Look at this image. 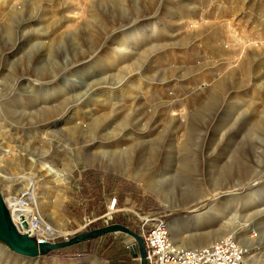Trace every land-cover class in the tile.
<instances>
[{
    "label": "rangeland",
    "instance_id": "rangeland-1",
    "mask_svg": "<svg viewBox=\"0 0 264 264\" xmlns=\"http://www.w3.org/2000/svg\"><path fill=\"white\" fill-rule=\"evenodd\" d=\"M100 23L125 28L109 32L104 40L106 35L88 41L102 28ZM136 24L143 27L141 40L128 47L130 54L115 56L106 69L116 85L98 89L101 102L92 107L84 103L86 110L79 111L70 125L52 121L60 107L36 112L35 106L9 93V82L26 85L35 80L31 72L38 68L37 56L27 61L29 45L41 40L54 48L65 36H75L76 57L69 52L50 55L52 76L63 75L58 83L69 84L72 77L66 66L79 55H102L103 47L113 38H127ZM16 31L43 33L47 38L35 37L21 52L6 55L3 44L16 39ZM50 116L54 117L48 121ZM0 119V153L7 150L0 168L8 178L0 181V190L5 199L30 187L20 177L37 180L43 226L60 231L50 243L86 233L93 225L119 224L138 235L140 218L149 215L167 221L173 237L186 244L199 232L193 224L186 229L181 216L204 212L213 205V197L184 208H167L158 190L166 191L173 207L190 192L217 181L241 189L226 213L232 225L223 231L228 236L241 232L248 239L255 235L248 254L264 261V167L258 174L248 153L264 151L260 125L264 124V0H0ZM110 131L120 137L104 142ZM88 143L101 147L87 152ZM135 144L137 149L152 150L154 160L148 167L155 170V179H164L157 191L149 186L151 175L111 169L105 153ZM44 151L47 154L40 157ZM29 157L36 158L38 166L46 163L67 173L66 177L46 184L48 170L31 167ZM249 171V177L259 179L237 178ZM12 184L17 186L11 189ZM251 196L253 208L248 210L244 203ZM204 223L206 230L220 228V221L211 215ZM132 239L116 232L35 258L15 254L0 242V264H120L131 253Z\"/></svg>",
    "mask_w": 264,
    "mask_h": 264
},
{
    "label": "bare ground",
    "instance_id": "bare-ground-1",
    "mask_svg": "<svg viewBox=\"0 0 264 264\" xmlns=\"http://www.w3.org/2000/svg\"><path fill=\"white\" fill-rule=\"evenodd\" d=\"M27 19H30L31 22L36 21L35 18L33 19V18L28 17ZM16 20H15L16 26H14V27L16 29H18V28H20V21L23 20V17L20 18L19 22H18V20L17 21ZM96 21L97 20H94V22H96ZM102 25L103 24H101V27H102ZM123 28H125L124 24H117L116 26L110 25V26L102 27L97 32L96 36L93 35L94 37L91 38V40L88 39V41H92V40L96 41L97 39L100 41V39L103 38V35H106L102 39V40H104L107 38L109 32L119 30V29L122 31ZM142 29H143V27L139 26V24H136L129 31V36L127 38H119V37L113 38L110 41L109 45H107L101 49L100 52L102 55H95L93 57H90V56L81 57L79 55L77 58H75L73 60L72 63H70L69 66H66L65 71H67L68 73L71 72L72 79L70 80L69 84H63V85L60 82L58 83L59 79H61V77H64L63 75H58V76L54 77L51 74V69L53 66H52L51 61H50V55L55 54L58 56H62V55L66 56V54H68V52H69V53H74L73 56L76 57L78 49L76 48V44H75L74 39H73V37H75V36H73V37L65 36L64 42L57 45L54 48H53V46H50V44L48 45L47 42H44L41 40L38 42L34 41L35 43L29 45V47H28L30 49H28V52L26 53V59L28 62H31V61H33V58L37 56L36 61L35 60L34 61L36 62L38 68L33 69V71L31 69V71H32L31 74H32V76L35 77V80H33L32 82L29 81L30 83H28V84L26 83V85L19 84L17 81L16 82H9L8 88L11 89L9 91V93H12V92L14 94L16 93V95H17L16 98L21 97V98H23V100L25 99L28 104H32L33 106H35L36 112H38L39 110L40 111H53L56 107H60L59 113L56 114L58 117L53 119L54 116H50L47 120L49 121V119L52 118L53 119L52 121L54 123H56L57 126L65 125V124L70 125L72 123V121H71L72 119L76 120L78 118L79 111H85L86 110L87 107H86V105L83 106L84 103H87V104H89L90 107H92L95 104L101 102L100 98L97 97L98 89H100V88H111L112 86L116 85V84L115 85L113 84V80L111 78L112 76H110L111 80H109V76L106 75V72H108V71H106V69H108L109 67L112 66L113 63L110 61L115 56H117V55L125 56V55H128L131 53V51L128 49V47L130 45L136 44L138 39L141 40L142 37H140V36L143 33ZM146 29L147 28H145L144 30L146 31ZM15 33L17 34L16 39H14V40L8 39V42H5L3 44V50L2 51L4 53H6V55H8V54L13 55L20 50H24V46L30 44L31 41L35 37H41L44 40H45V38H47L46 34H43V33L39 34L37 32L16 31ZM93 46H95V44ZM110 48L112 50H109ZM93 51H94V49H93ZM93 51L91 52V54L93 53ZM105 55L107 56V58H104ZM84 64H89V66L84 67ZM28 72H30V71L28 70ZM132 72H134V70ZM41 81H43V82H41ZM159 81H161V80H159ZM71 82H73V83H71ZM119 84L120 83L118 82L117 85H119ZM78 89H80V90L82 89L83 92L82 91L77 92ZM56 91H57V93H56ZM21 98H19V99H21ZM217 119H218V117H217ZM2 125H3V121L0 119V127ZM46 125H47V123H45L42 127L44 128V127H46ZM108 125H110V124H108ZM260 125L264 126L263 123H261ZM233 129H234V127H233ZM232 131H234V130H232ZM232 131H231V133H232ZM262 132L264 134V129ZM217 134H218V132H217ZM126 135H127V133H126ZM128 135L130 136V134H128ZM226 136H228V134H226ZM119 137H120V133L110 131L108 133V137L105 139L104 142H114ZM221 139H222V141H224L223 138H221ZM210 140L213 141L212 139H210ZM217 140H218V138H217ZM117 144H119V143H117ZM166 144H167V142H166ZM1 145L2 144L0 143V146ZM99 145L100 144L95 145L93 143L92 144H89V143L86 144V146H88L87 152H90L93 150L95 151L96 149L101 147ZM21 150L23 152L26 151V149H21ZM222 150H223V148H222ZM224 151H226V150H224ZM1 152L3 154L0 153V164L3 163V157L6 156L5 154H6L7 150H2ZM219 152H220V150H219ZM8 153H9V151H8ZM248 153H249V157H250L251 162H253L255 164V166L259 169L258 174L261 173V169H263V167H264V151L259 152L258 149H249ZM46 154H47V152L44 151L40 154V157H43ZM2 155H3V157H2ZM105 155L106 156L109 155L108 159L110 162L111 169H114L116 171L118 169L119 172L123 171L124 173H128V172L132 173L133 172L134 176L151 175L152 178L148 182L149 186L156 191L158 189H160L159 186L162 184V181L164 179H155V178H157V174H156L155 170H153V169L150 170V168L148 167L150 164H152V162L154 160V156H153L151 148L150 149H142V148L137 149V145L135 144V145H132L130 147H123L122 149H119V150L118 149L113 150L112 152L105 153ZM222 160H223V158H222ZM29 162H30L31 167L37 166V168H40L39 170H41L43 172H44V170H46V171L48 170L47 175L50 178H47L49 180L48 181L45 180V183L48 185L50 184V186L57 184L58 181L63 180L67 175V173H64L63 171L55 168L52 165L46 164V163L43 165H40V166L36 165V162H37L36 158L29 157ZM156 162H158V161H156ZM240 165H242V164H240ZM244 165L246 166V164H244ZM157 166H160V165H158V163H157ZM250 169L254 173L255 167L254 168L252 167ZM157 170H158V167H156V171ZM244 171H245V169H244ZM250 174H251V171H249L247 174L244 173L240 177H237V178L238 179H259V178L249 177ZM262 174H260V175H262ZM44 176H43V180L45 178ZM129 176H130V174H129ZM232 176H234V175H232ZM233 178H236V177L234 176ZM6 179H8V178L4 175L3 170L0 168V181H4ZM19 179L28 182L30 187L27 189H29L31 191L33 198H34V201H35V204L37 206V209H39V206H38L39 204L37 203V200H36V190L39 189V187L37 186V180H34L33 178L28 177V176L20 177ZM11 181H10V183H12ZM16 186H17L16 184H14V185L12 184L11 189H13ZM24 189L25 188L19 189V190L16 189V190H17V192H20ZM240 190L241 189L238 188L236 185H228V184L227 185H220L217 181H212L208 185H205L203 187V189H196V190L190 192V194L185 199L181 200L180 202H177L176 204H174L173 207L171 205L169 206V203L171 204L172 200L170 197H168L166 191L164 190V192L166 193L165 194L164 192H161L160 190H158L159 195L162 196L165 205L168 204L166 206L167 208H184V207H188L190 205H193L195 203H200V202L206 201V200L210 199L211 197H213V205H211L209 208H207L204 212L194 213V214H191L189 216H181V220H183V222H180V223L182 225H184V227L186 229H187L188 225L193 224L196 227L202 221L203 222L200 225L204 224L205 219L208 217V215H211L213 219L220 221V224H219L220 228L218 230H213V228H212V230L211 229H208V230L202 229V230H200L201 232H199V234L190 235L188 237V243H186V244L181 243L179 241V238L173 237V233H171V226L168 223V227L170 229V240L174 244L182 245V246H185L187 248H199V247L211 244L212 242L210 243V240L212 241L213 239L216 240L219 238L227 237L228 233H226V231H223V230L230 228L232 223H231V220L227 217L226 213L231 212V207L235 203L234 202L235 198H236L235 196L237 195V193ZM258 191H259V189H258ZM0 194L2 195L3 202H4L5 207H6V203H9L13 196H10L9 194H7L8 197H6L4 199V195H5L4 192H2L0 190ZM230 197L232 198V205H230L231 204L230 203ZM252 201H253L252 196L249 197L247 200H245L244 205L246 208H248V210H251L253 208V206L251 205ZM224 205H227V208L223 210L222 207ZM235 208H236V206H235ZM252 213L254 214V212H252ZM252 213H248V214H250V216H251ZM255 213H257V212H255ZM39 215H40V219H41L42 224H44L43 219H42V215L41 214H39ZM52 215H54V214H52ZM249 217H247V218H249ZM10 219H11L12 223L16 224L17 220H18V216L14 215L12 218L10 217ZM200 225H199V227H200ZM179 228H182V226H180ZM44 232H45V238H38L39 240L43 239V241H44L47 237H54V236H57L60 234V231L54 229L53 227L47 228V229L44 228ZM186 233H187V231H186ZM229 236L234 238L245 249H250L252 247V238L254 236H252V238L250 237L248 239V238L244 237V235L241 232L238 233V235H236V236H234V235H229ZM194 241H199V242L202 241V242H200L199 245H195L193 243ZM203 241L205 242V244H203L204 243Z\"/></svg>",
    "mask_w": 264,
    "mask_h": 264
},
{
    "label": "built area",
    "instance_id": "built-area-1",
    "mask_svg": "<svg viewBox=\"0 0 264 264\" xmlns=\"http://www.w3.org/2000/svg\"><path fill=\"white\" fill-rule=\"evenodd\" d=\"M6 209L11 218L18 216L17 223H12L18 233L36 240L45 238L39 209L29 189L14 195L6 203ZM138 236L144 243L146 264H264L263 260L250 257L248 251L251 249H245L231 236L199 248L174 244L170 240L168 222L149 215L140 218ZM53 240L54 237H47L44 241L50 243ZM136 245L132 239L128 249L134 252Z\"/></svg>",
    "mask_w": 264,
    "mask_h": 264
},
{
    "label": "water",
    "instance_id": "water-1",
    "mask_svg": "<svg viewBox=\"0 0 264 264\" xmlns=\"http://www.w3.org/2000/svg\"><path fill=\"white\" fill-rule=\"evenodd\" d=\"M207 228V224L204 223L200 225V227L196 226L194 230L201 232L200 230ZM116 232L125 233L136 241L137 250L133 252V257L139 260L140 264H146L145 247L142 239L137 234L121 225L115 224L106 226L102 229L78 234L69 240H65L59 243H48L43 240H36L35 238L30 237L26 234H20L13 226L9 213L0 194V242L4 243L11 252L24 257L35 258L39 255H44L53 250L63 249L96 237H101L103 235Z\"/></svg>",
    "mask_w": 264,
    "mask_h": 264
},
{
    "label": "trees",
    "instance_id": "trees-1",
    "mask_svg": "<svg viewBox=\"0 0 264 264\" xmlns=\"http://www.w3.org/2000/svg\"><path fill=\"white\" fill-rule=\"evenodd\" d=\"M116 225H119V224H116ZM102 228H104V227L97 226V225H93V226H90V227H89L88 232L93 231V230H97V229H102ZM134 233L137 234L136 232H134ZM106 235H107V234H106ZM103 236H104V235H103ZM101 237H102V236H101ZM97 238H99V237H96V238L90 239V240L85 241V242H91V241H93V240H96ZM77 245H78V244L73 245V246H77ZM73 246H69V247H66V248H63V249L53 250V251H51L49 254H52V253H55V252L66 251V250H68L69 248H71V247H73ZM120 260L122 261V263H120V264H130L131 257H130V256H129V257H124V258H121Z\"/></svg>",
    "mask_w": 264,
    "mask_h": 264
},
{
    "label": "crops",
    "instance_id": "crops-1",
    "mask_svg": "<svg viewBox=\"0 0 264 264\" xmlns=\"http://www.w3.org/2000/svg\"><path fill=\"white\" fill-rule=\"evenodd\" d=\"M129 256L131 257V260H135V261L139 262V260H137V259H135V258L133 257V252H132V251H131V253H130ZM137 264H140V262L137 263Z\"/></svg>",
    "mask_w": 264,
    "mask_h": 264
}]
</instances>
